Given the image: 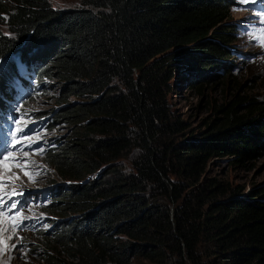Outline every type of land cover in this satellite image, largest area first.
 Masks as SVG:
<instances>
[{"label":"trees","instance_id":"16d2710c","mask_svg":"<svg viewBox=\"0 0 264 264\" xmlns=\"http://www.w3.org/2000/svg\"><path fill=\"white\" fill-rule=\"evenodd\" d=\"M234 3L79 0L57 9L0 0V93L12 97L7 78L27 85L21 69L57 79L52 112L73 128L44 154L70 181L47 209L75 214L43 231V264H264V188L243 194L205 168L215 156L244 164L260 154L264 101L237 91L214 100L205 128L183 138L190 125L169 102L184 63L202 70L189 87L201 90L203 76L236 90L230 71H219L234 52Z\"/></svg>","mask_w":264,"mask_h":264},{"label":"rangeland","instance_id":"374dc122","mask_svg":"<svg viewBox=\"0 0 264 264\" xmlns=\"http://www.w3.org/2000/svg\"><path fill=\"white\" fill-rule=\"evenodd\" d=\"M49 2L57 9L79 5V0ZM231 20L236 25L232 45L234 52L227 57L228 67L223 72L219 71H230L238 83L236 90L234 87L227 89L220 81L205 82L203 76L197 79L202 82L201 90L197 86L189 87L188 78L202 70L189 68L185 63L176 68L169 102L175 113L190 125V130L182 138L205 128L206 121L213 115L211 106L214 100H225L237 91L264 101V0H235ZM3 29L7 30L6 27ZM21 72L27 79V85H19L17 77L7 78L5 89L12 97L0 93L5 106V113L0 115L6 123L5 129L0 125V149L9 145L7 151H0L3 162L0 167L10 171L3 174L0 170L4 177V180H0V186L7 188L0 194V213H4L2 219L9 220L11 224L10 238L1 234L0 264H43L40 260L43 231L48 233L58 221L75 214L70 211L51 213L47 209V205L60 196L58 193L70 181L60 178L44 162V154L56 139L70 137L73 128L52 112L57 106L60 82L51 77L35 79L33 71L21 69ZM211 76L216 77V74ZM35 111L41 115L32 114ZM18 128L24 131L18 132ZM205 168L207 175L221 179L230 187L239 188L243 194L253 187L264 188V147L260 154L245 160L244 164L236 162L231 156H215L209 159ZM13 201L17 205L15 209H4ZM2 219L0 221L4 222ZM5 240L7 243H4Z\"/></svg>","mask_w":264,"mask_h":264},{"label":"bare ground","instance_id":"6f19581e","mask_svg":"<svg viewBox=\"0 0 264 264\" xmlns=\"http://www.w3.org/2000/svg\"><path fill=\"white\" fill-rule=\"evenodd\" d=\"M21 88V87H20ZM14 91V90H13ZM9 149V145L8 144H6L4 147H2L1 148V150L0 151H7ZM2 151V152H3ZM2 152H0V154H2ZM3 162L0 160V164H2ZM3 165V164H2ZM0 170L3 172V174H7L6 173V171H8V172H10L8 169H6L5 167L4 168H1L0 167ZM1 179H3L4 180V177H3V175L0 173V180ZM8 186V185H7ZM0 188L2 189V191L0 192V194H3L6 190H7V188L4 186V187H2V186H0ZM25 199V198H24ZM27 200H28V198H26ZM2 204H0V206H1ZM3 207V206H2ZM4 209H7V210H9L6 206L4 207ZM5 212V211H4ZM4 213H0V218L2 219V217L3 216H1V215H3ZM14 214V213H13ZM15 215V214H14ZM4 219V218H3ZM2 219V220H3ZM4 222H2V221H0L1 222V224H0V238H1V234H6L7 235V237H9L10 236V221L9 220H3ZM10 238V237H9ZM2 240V239H1ZM3 242L1 241L0 242V244H2ZM4 243H7V241L5 240L4 241Z\"/></svg>","mask_w":264,"mask_h":264},{"label":"snow or ice","instance_id":"6c2138e0","mask_svg":"<svg viewBox=\"0 0 264 264\" xmlns=\"http://www.w3.org/2000/svg\"><path fill=\"white\" fill-rule=\"evenodd\" d=\"M17 131L18 132H23L24 130L23 129H17ZM0 155H2V154H0ZM8 157H5V159H7ZM22 194V193H21ZM16 202L15 201H13V202H11V203H8L7 205H6V207L7 208H9V209H15L16 208Z\"/></svg>","mask_w":264,"mask_h":264}]
</instances>
